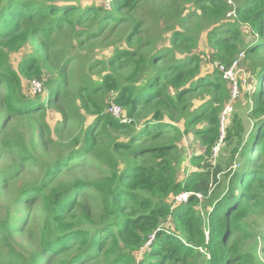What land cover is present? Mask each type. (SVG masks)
<instances>
[{"label": "trees", "instance_id": "16d2710c", "mask_svg": "<svg viewBox=\"0 0 264 264\" xmlns=\"http://www.w3.org/2000/svg\"><path fill=\"white\" fill-rule=\"evenodd\" d=\"M94 1L0 0V153L17 160L0 169L9 264H264V0ZM236 62L235 103L249 105L223 125L220 66ZM34 80L43 93L24 92ZM26 167L37 177L16 197L43 218L24 248L28 214L13 218L1 191Z\"/></svg>", "mask_w": 264, "mask_h": 264}, {"label": "rangeland", "instance_id": "374dc122", "mask_svg": "<svg viewBox=\"0 0 264 264\" xmlns=\"http://www.w3.org/2000/svg\"><path fill=\"white\" fill-rule=\"evenodd\" d=\"M94 2H98V3H103V0H95ZM108 7V6H107ZM109 8V7H108ZM112 26V23H111ZM112 30H108L103 36L105 37L106 35H108L109 33H111L112 38H114L115 36L118 35H122L120 27H116L114 28V30L111 32ZM87 44L88 42L85 41ZM113 50L112 47H107L105 49H101V48H96L93 51H90V54L92 56V58H107L112 54ZM19 55H13L12 56V62L13 65L17 66L18 61H19ZM242 73V68L240 67V65H236L234 66V68L232 69V84L236 82V85L238 83V77L240 76V74ZM69 76L71 78V80L74 82V85H77V74L76 71L74 69H71L69 72ZM38 82L41 84V90L38 91V87L37 86H33V83ZM32 82H28L25 81L23 83V89L24 92L27 94H34V93H43L44 89L42 86V83L38 80H34ZM37 85V84H36ZM238 87V85H237ZM45 95V94H42ZM240 96V93H239ZM242 97V95H241ZM236 101V100H235ZM235 101L233 103H230V105L232 106V111L226 115V118L224 119V124L226 125V119L227 117H230L233 115V113L235 111L237 112H242V113H246V109L248 108V101L247 100H242L240 102H236ZM48 116H47V123L50 124V126H55L56 121H58L59 119V113L57 111H53V110H48ZM249 124V123H247ZM56 155L55 150L51 153L50 157L54 158ZM219 155V152L217 154V156ZM216 156V157H217ZM218 158V157H217ZM17 162V160H15V157L9 155V154H4V153H0V169L1 168H7L8 166H11L13 164H15ZM33 168V167H32ZM78 172H83V169H80ZM97 173V170L94 169V171H91V174L93 173ZM72 174V173H71ZM69 174V175H71ZM37 177V172L35 171V169H31V168H25L23 173L18 176L17 178H15L13 180V182L9 185V187L5 190L1 191L2 199L4 200V205L6 206V208H10L11 210L9 211V213L13 216V218L15 217H19V216H24L26 214H28V222H27V226L24 227L23 232L20 233L18 235V241L19 244L24 247L27 248V245H29L30 243L36 244V239L39 233V230L41 228L42 225V218H43V210L41 208V203L39 201H36L34 203H25L22 202L23 200L20 198H17L16 195H18V193L21 191L23 184L26 182H29L31 180H34ZM88 199V197H87ZM86 199V200H87ZM28 204V205H27ZM15 205L17 206L15 208ZM200 207V206H199ZM201 208V207H200ZM202 209V208H201ZM35 247V246H34ZM9 257H7V251L6 249L2 248L1 242H0V264H9Z\"/></svg>", "mask_w": 264, "mask_h": 264}, {"label": "built area", "instance_id": "2783aa9c", "mask_svg": "<svg viewBox=\"0 0 264 264\" xmlns=\"http://www.w3.org/2000/svg\"><path fill=\"white\" fill-rule=\"evenodd\" d=\"M227 1L230 4H233L234 5V1L233 0H227ZM103 2L106 4V7L107 6L109 8L111 7L112 0H103ZM236 65H237V62L234 63V65L230 69H228V70L225 69L223 66H220V68L222 70H224V77H225V79L228 80L230 82V84H231L230 85V87H231V100H230L229 104L226 106V108L224 110V113L222 115V124H224V119L226 118V115H228L232 111V106L230 105V103H233L238 98L239 93H240L239 87H237L238 83L236 85V82H235V84L234 83L232 84V81H230V80H233V79H231L232 78V69ZM33 86L34 87L37 86L38 87V91L41 90V84L40 83L34 81ZM110 112H111L112 115H114L117 118H121L122 117L121 116L122 115L121 108L118 105H116V104H113L112 105V107L110 108ZM127 121H128L127 118H124L123 119V122H127ZM219 147H220V145H218L215 148V150H214L215 151V156H217V154H218ZM198 196L199 197H202L200 194H198ZM188 197H189V194L188 193H184V194H181L177 199L180 202H186L187 199H188Z\"/></svg>", "mask_w": 264, "mask_h": 264}]
</instances>
